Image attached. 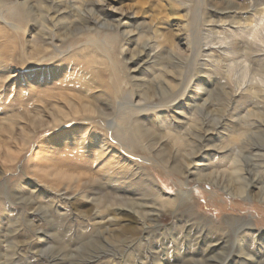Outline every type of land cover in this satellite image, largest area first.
<instances>
[{
    "label": "rangeland",
    "instance_id": "1",
    "mask_svg": "<svg viewBox=\"0 0 264 264\" xmlns=\"http://www.w3.org/2000/svg\"><path fill=\"white\" fill-rule=\"evenodd\" d=\"M263 124L264 0H0V264H264V202L197 180L264 185ZM108 195L162 216L117 236Z\"/></svg>",
    "mask_w": 264,
    "mask_h": 264
},
{
    "label": "bare ground",
    "instance_id": "2",
    "mask_svg": "<svg viewBox=\"0 0 264 264\" xmlns=\"http://www.w3.org/2000/svg\"><path fill=\"white\" fill-rule=\"evenodd\" d=\"M41 7H43V6H41ZM49 17H50V15H49ZM50 22H52V21H50ZM49 25H51V24L48 23L47 26H49ZM105 25L108 26V27H111L113 29L116 26V25L110 24L107 21L102 20V19H100L99 17L96 16V17H89L87 19V21H86L85 27H86V29H91V31L89 33H91V32L94 33V32H97L99 30V28H101V27L103 28ZM51 29H52V27H51ZM74 29L75 28H72L71 32H74ZM94 34L97 35L96 33H94ZM97 38L99 39V35H98ZM56 46H58V45H56ZM137 54L139 56H146L147 58L151 57V54H149L147 52V48L146 47H141L136 52V55ZM110 56H112V55H110ZM134 58H135V55H132V57L130 59H134ZM143 62H146V60H143ZM141 65L142 64L140 63L139 66H141ZM161 83L162 82H159L158 79H157V81L155 82L156 88L158 87L157 89H160V86L162 85ZM165 84L170 86V83H165ZM156 90H149V91L146 90V91H144L142 93V96H145V97L144 98L141 97V98L146 100V98L149 99V98H154L156 96H159L158 95L159 93ZM71 108H72L73 112H76V113L84 114V112H85V113H92V114H98V115L106 114L105 110L102 109L100 106L86 104L84 102L80 103L79 106H76V105L75 106H71ZM208 115H210V114H208ZM57 118H59V117L55 116L54 121ZM39 120L40 121H38V123L40 122L41 126H45L46 125L44 120H41V118H39ZM261 122H263V121L261 120ZM259 123H260V121H259ZM205 128L206 127L200 128V130L198 131V132H200L199 138L202 139V140L210 132V129H208V128L205 129ZM211 148H214V147H211ZM218 148L219 149H216V150H221V148H223V147L222 146H218ZM253 149L251 150L252 152L249 151V153H248L249 155L255 156V154H256L257 156H264V151L262 153H260V154L259 153L252 154L253 153ZM257 150L260 151L259 148H256V151ZM191 154H193V153H191ZM191 154H189V155H191ZM235 155L238 156L237 154H235ZM237 158L232 161L233 165H231V167H228V169H222V170L215 169V170H211V171H209L207 173H204V174H199V177L197 178V180L199 181L198 183H200V185H202L204 187H205L206 184H209V185H213L215 187L221 188L222 190H224L228 194H230V195H232L234 197L242 198L245 201H249V200L250 201H259V202L263 203L264 202V185L260 184V183H262V181L260 180V175L259 174H255L254 169L252 167H248V166L246 167V165L242 164L241 163V159L239 158V156ZM167 162L170 163V160H167ZM182 162L184 163V161H182ZM190 169H191L190 167H187V168L185 167L184 173L187 174V176H189L192 173ZM252 184L253 185L257 184L258 185V189L259 190L257 192H252L251 191L250 187H251ZM108 200H110L112 206H115V208L113 209V212L123 213L124 215H127L130 218L133 216V218L137 222V225H136L137 228L134 227V230L126 229V230L123 231L122 234H119V235L116 234L117 236H120V237H121V235L122 236L125 235V237H126L127 236L126 232L132 233L131 235H133V237L134 236H140V235L143 234V232L149 231L151 226L153 225V223H156V221L159 220L160 217L162 216L160 213H157L154 209L151 208L153 203L150 204L147 201H141V202L139 201V202H137L136 200H133V199L120 198V197L111 196V195H108ZM231 218L234 219V220H241V219L245 220L246 219L245 217H242V216H233V217H228L227 219L230 220ZM108 234H109L108 237H103V238L109 240L110 238H113V237L116 236L111 231ZM128 238L131 239V236L128 237ZM199 264H205V263L199 262Z\"/></svg>",
    "mask_w": 264,
    "mask_h": 264
}]
</instances>
